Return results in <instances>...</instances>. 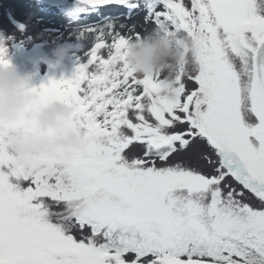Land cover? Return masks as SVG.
<instances>
[{
	"label": "snow or ice",
	"instance_id": "1",
	"mask_svg": "<svg viewBox=\"0 0 264 264\" xmlns=\"http://www.w3.org/2000/svg\"><path fill=\"white\" fill-rule=\"evenodd\" d=\"M108 5L143 6L145 22L193 37L197 67L182 66L165 98L159 79L127 65L142 34L122 35L114 19L84 29L95 34L87 62L34 91L75 109L68 125L86 154L35 172L15 164L0 126V264H264V0H79L75 11ZM197 139L215 152L210 174L169 163ZM134 142L144 151L130 159Z\"/></svg>",
	"mask_w": 264,
	"mask_h": 264
},
{
	"label": "rangeland",
	"instance_id": "2",
	"mask_svg": "<svg viewBox=\"0 0 264 264\" xmlns=\"http://www.w3.org/2000/svg\"><path fill=\"white\" fill-rule=\"evenodd\" d=\"M78 5L79 0H0V47L6 50L5 58L22 75L30 77L36 87L47 84L53 78H67L73 67L87 62L88 52L95 43V34L85 32L84 38H81L80 33L88 27H100L109 19H114L117 25L115 30L125 36H135V33L143 35L156 28L152 21L145 22L147 13L143 6L129 13L126 7L117 5L102 6L93 12H77L75 9ZM120 24L125 27L120 28ZM132 25H135V29L130 31ZM108 42H111V37ZM59 47L65 48L67 54L58 62L55 53ZM100 55L106 57L107 49H101ZM182 79L186 89L196 87L195 82L187 76ZM148 118L152 120L150 116ZM186 127L177 125L170 131H183ZM143 151L144 146L134 142L125 150V154L131 159L141 157ZM205 156L216 159L211 146L205 140L197 139L187 149L174 153L169 163H180L210 174L212 169ZM157 163L159 165L160 162ZM226 182L242 190V186L233 179L227 178ZM243 191L245 202L253 206L260 204L253 194ZM83 233L90 234V229L85 228ZM74 234L80 238L79 231ZM128 259H132L131 254Z\"/></svg>",
	"mask_w": 264,
	"mask_h": 264
},
{
	"label": "clouds",
	"instance_id": "3",
	"mask_svg": "<svg viewBox=\"0 0 264 264\" xmlns=\"http://www.w3.org/2000/svg\"><path fill=\"white\" fill-rule=\"evenodd\" d=\"M66 54L67 50L59 47L57 61ZM196 55L193 37L169 35L161 28L131 39L125 49L129 68L140 77L159 79L165 98L174 96L177 71L182 66L189 72L197 67ZM36 88L9 60L7 65H0V126L8 129L6 150L16 165L31 166L35 172L52 166L70 167L88 147L86 136L68 125L75 109L59 100L42 103Z\"/></svg>",
	"mask_w": 264,
	"mask_h": 264
},
{
	"label": "trees",
	"instance_id": "4",
	"mask_svg": "<svg viewBox=\"0 0 264 264\" xmlns=\"http://www.w3.org/2000/svg\"><path fill=\"white\" fill-rule=\"evenodd\" d=\"M106 57H107V56H106ZM106 57H105V58H106ZM73 68H74V67H73ZM73 68L69 71L67 78H71V77L74 75V73H75V71H76V68H74V69H73ZM67 78H65V79H67Z\"/></svg>",
	"mask_w": 264,
	"mask_h": 264
}]
</instances>
